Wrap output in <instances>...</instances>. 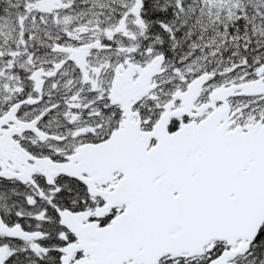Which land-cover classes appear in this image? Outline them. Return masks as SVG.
Segmentation results:
<instances>
[{
	"label": "snow or ice",
	"instance_id": "1",
	"mask_svg": "<svg viewBox=\"0 0 264 264\" xmlns=\"http://www.w3.org/2000/svg\"><path fill=\"white\" fill-rule=\"evenodd\" d=\"M0 264H264V0H0Z\"/></svg>",
	"mask_w": 264,
	"mask_h": 264
}]
</instances>
